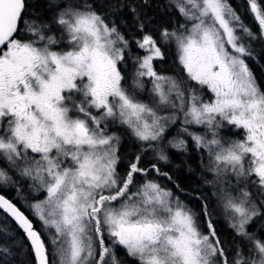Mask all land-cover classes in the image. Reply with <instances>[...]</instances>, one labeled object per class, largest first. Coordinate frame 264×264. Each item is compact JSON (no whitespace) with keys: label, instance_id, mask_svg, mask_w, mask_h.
Wrapping results in <instances>:
<instances>
[{"label":"rangeland","instance_id":"374dc122","mask_svg":"<svg viewBox=\"0 0 264 264\" xmlns=\"http://www.w3.org/2000/svg\"><path fill=\"white\" fill-rule=\"evenodd\" d=\"M184 1L195 21L176 39L178 61L206 86V94H190L178 131L203 146L215 180H241L246 170L264 187V97L237 50V15L224 0ZM65 19L58 18L52 27V43L65 31L72 49L39 48L18 38L1 49L0 156L14 176L0 167V183L23 181V176L15 177L17 158L31 164L25 169L28 186L23 194L38 197L31 212L41 223L38 232L50 264H94L97 244L85 214L95 207L93 198L114 190L118 181L112 178L113 156L122 137L119 132L109 135L107 129L122 123L140 140H154L175 119L173 108L180 109L183 101L178 84L153 70L159 52L151 47L143 51L142 77L150 80L152 102L126 96L117 66L122 51L110 28L89 13ZM237 129L242 137L237 138ZM231 188L222 184L221 203L231 222H244L239 228L246 243L231 261L264 264V247L246 234L247 221L257 212L255 201L245 197L243 188ZM135 192L131 225L143 233L124 240L130 247L154 257L156 264H214L213 248L176 198L153 182L135 187ZM102 205L103 213L125 211V206L107 201ZM115 208L122 210H110ZM125 226L120 221L116 225ZM258 228L264 229V218Z\"/></svg>","mask_w":264,"mask_h":264},{"label":"trees","instance_id":"16d2710c","mask_svg":"<svg viewBox=\"0 0 264 264\" xmlns=\"http://www.w3.org/2000/svg\"><path fill=\"white\" fill-rule=\"evenodd\" d=\"M21 1L23 8L11 38L30 41L39 48L55 51L72 49L69 36L64 30L65 35L56 43H52L51 34L56 33L52 27L56 26L60 17L67 18L65 21H68L73 14L89 13L110 28L116 37V46L122 51L117 63L121 77L120 86L126 96L133 100L152 102L148 98L150 80L142 77L144 71L142 61L145 58L143 51L151 47L159 52V56L152 60L153 70L156 75L168 76L178 84L183 105L180 109L173 108L175 119L166 124L163 132L151 141L140 140L125 124L115 125V130L122 137L118 143L116 166L118 181L123 183L129 177L131 187L135 188L143 185L146 179L156 180L172 192L171 196L182 204L201 232L205 233L208 230V221L213 217L217 249L214 264H223L224 256H229L230 259L237 257L236 249L245 248L242 232L234 226L239 224L232 222L234 225L228 228L224 237L221 231V215L218 214L223 206L222 184L232 187L231 189L243 188L245 197L254 199V211L257 210L252 220L247 221L246 234L250 235L256 244L258 242L264 246V229H257V224L264 218V187L258 184L259 179L246 170L241 180L222 183L223 181L219 179H213L208 173V162L204 158L203 146H197L191 135L185 136L178 131L181 123L185 122L183 120L185 108L188 102L192 101L190 94L194 93L193 96L198 95L201 98L206 94V86L194 80L178 61L176 39L195 21L189 12V4L184 0ZM224 1L237 15V50L243 55L264 97V29L261 25L264 24V0ZM146 39L148 43L143 45ZM76 100L79 101L78 97H75L74 102ZM110 128H114L112 124ZM192 129L198 132L197 128ZM240 131L241 129L236 130L237 138L242 137ZM2 160L0 157V167L8 172ZM15 162L18 164V171L22 172L23 181L21 184L14 180L0 183V193L17 205L32 221L33 227L40 232L41 223L31 212V202L38 197L23 194L28 186L25 169L32 165L22 163L23 159L20 157ZM29 203L30 205H25ZM212 209L215 213L210 215ZM241 225H244V222ZM250 244H253L252 241ZM103 245L106 247L103 248L105 250L103 256L112 254L110 244ZM255 246L252 250H256ZM46 253L50 264L47 249ZM236 260H230L227 264H249L241 258L239 261ZM96 262L94 261V264ZM0 264H36L33 250L25 234L2 210H0ZM103 264H106V259L103 260Z\"/></svg>","mask_w":264,"mask_h":264},{"label":"flooded vegetation","instance_id":"af4514ba","mask_svg":"<svg viewBox=\"0 0 264 264\" xmlns=\"http://www.w3.org/2000/svg\"><path fill=\"white\" fill-rule=\"evenodd\" d=\"M13 33V32H12ZM12 34L10 35V37L3 42V44L0 46V57L1 54H3V51H1L2 47H7L8 46V42L11 38ZM13 50V48L11 49ZM110 131L111 136H114V133H117L118 131H115L114 128H110L107 129ZM118 141H117V145H116V149H115V155L113 156V167H114V171H113V175L112 178L113 179H118L117 177V171H116V166L118 163ZM1 157V156H0ZM207 162H208V173H210V175H212L213 179H214V172L213 170H211L210 165H209V157L206 158V156L204 157ZM2 163L7 167L8 166V161L5 159L2 160ZM210 168V169H209ZM15 172V171H14ZM8 173H11L10 171H8ZM13 175V173H11ZM115 175V176H114ZM14 176V175H13ZM19 176H23L21 171H17V176L15 177H19ZM18 179V178H16ZM19 182L21 184V181H16ZM115 182V180H114ZM113 182V183H114ZM146 182H153L155 183L160 190H162L164 193H169V195L172 193L169 189H167L164 186H161L156 180L153 179H146L143 183ZM115 189L114 190H110V191H105L102 192L98 195V197L93 198L92 200V204L93 206L95 205V207H91L87 210V213L85 214L86 216H88V218L90 219V225L92 228V233L93 236L95 238V242L97 244V254L95 255V262L96 264H103V260L106 259V264H156V262L154 261V257H146L144 255H142V253H140L141 255H139V251L137 248H132L130 247L127 241H124L127 238H133L139 234H142V230H139L137 227H135L132 223V220H134L132 218L133 213L131 211V206L133 204V199L134 196L136 194L135 192V188L131 187V178H127L123 183L117 181L115 183ZM142 186V185H140ZM138 186V187H140ZM214 186H211V191L213 192ZM103 201H107V203L113 205V206H125V211L123 213H119V214H114L113 213H103ZM121 209V208H120ZM119 208H115V209H110V210H114V213L117 211H120ZM222 210L218 211V214L221 215L220 221L221 223V231L223 236L225 237V233L228 231V228H231L232 222L230 220V218L226 216L225 212H224V207H221ZM122 210V209H121ZM226 211V210H225ZM215 211L214 209H212L210 211V215L214 214ZM228 215V214H227ZM135 217V216H134ZM122 222L124 224H126L125 227H120L117 228V222ZM116 224V225H115ZM110 225H112L114 228L112 229V231H110ZM128 225V226H127ZM241 225V224H239ZM239 225H234L235 227L239 228ZM116 228V229H115ZM196 228L198 229V227L196 226ZM207 231L201 232L198 229L199 235L209 243V245L213 248V258L215 257L214 254H216L217 249H216V240H215V235H214V219L213 217L210 218V220L208 221L207 224ZM240 229V228H239ZM205 237V238H204ZM108 245L110 251L112 252V254L108 255V256H103L104 251L103 248L104 245ZM157 244V243H155ZM257 244H260L257 242ZM263 246V245H262ZM264 247V246H263ZM99 250V252H98ZM145 249H142V252ZM96 253V252H95ZM99 253V255H98ZM111 256V257H110ZM105 257V259H104ZM230 257L229 256H224L222 257V261L223 264H227L228 262H230ZM157 264L158 261H157ZM250 264V263H249Z\"/></svg>","mask_w":264,"mask_h":264},{"label":"water","instance_id":"95a60500","mask_svg":"<svg viewBox=\"0 0 264 264\" xmlns=\"http://www.w3.org/2000/svg\"><path fill=\"white\" fill-rule=\"evenodd\" d=\"M23 5L21 0H0V46L15 29ZM264 28V24H261ZM148 40L143 41L146 45ZM0 210L4 211L25 234L35 256L36 264H48L44 241L32 221L9 198L0 193Z\"/></svg>","mask_w":264,"mask_h":264}]
</instances>
